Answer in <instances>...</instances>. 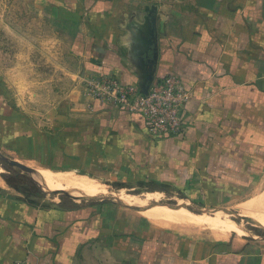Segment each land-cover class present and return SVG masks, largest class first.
<instances>
[{
	"label": "crops",
	"instance_id": "obj_1",
	"mask_svg": "<svg viewBox=\"0 0 264 264\" xmlns=\"http://www.w3.org/2000/svg\"><path fill=\"white\" fill-rule=\"evenodd\" d=\"M167 76L192 97L181 134L161 139L83 85L111 77L143 90ZM2 90L17 156L171 190L240 230L253 221L244 207L264 213V0H0ZM60 195L0 175V264H264V229L249 222L256 233L189 238L125 202Z\"/></svg>",
	"mask_w": 264,
	"mask_h": 264
},
{
	"label": "rangeland",
	"instance_id": "obj_2",
	"mask_svg": "<svg viewBox=\"0 0 264 264\" xmlns=\"http://www.w3.org/2000/svg\"><path fill=\"white\" fill-rule=\"evenodd\" d=\"M6 90V88H4ZM1 93H5V91H1ZM4 104L6 106V100L7 97L4 96ZM2 112H0L1 114V118L0 119H5L6 118V111H5V107L2 108L1 110ZM6 122L5 120H0V175H5L8 180L17 186H21V187H26L31 186L34 189H37L36 185L33 183L31 177L29 174H27L25 172L24 169L20 168L19 166H10L8 165L4 160L3 157H8L12 160H15L16 162L20 163V164H24L26 166H28L29 168H34V169H38V170H50L52 172H60L56 167H59L58 165H56L55 161L56 158L54 155H51L48 157L42 155V157L38 160H29L25 159L23 156H17L16 152L13 150L15 147V143L12 142H8V137H7V133H6ZM39 163L41 165H46L45 167H41L39 165ZM48 164H52V166H47ZM88 176V175H87ZM88 177H93L88 176ZM102 180H104L103 182H100L101 184L106 186L107 189V194H104L103 196H96V200H100L101 198H119L123 197V198H128V199H133L135 201H139V202H146V203H150V204H162L165 207L168 208H175V207H179L182 208L184 210H187L190 213H193L197 216H200L203 221H199L200 222V226H189L186 225V221H184L183 219H164V218H160V223H156L158 224V226H160L161 228H165V229H171V231H175L179 234H182L185 237H189V238H211V239H224L227 238L229 235H231L230 233H239L241 236L242 234H244V230L247 232H249V234H253L256 233V228L252 225H250L247 222H242V230H240L239 228H236L235 232H230L228 230H226L225 228H223L225 226V224L227 222H232L235 219L232 216H229L226 213H220L221 214V220H216L214 219L216 215H220L218 212H215L213 210H210L209 213H205L206 210L203 209V206H201L200 203H197L198 200H182L181 198H179L178 196H173L172 191L169 190L170 194H158V200H149L151 196H153L154 193L148 192L146 191V188H144L142 185H139L137 183H132V182H123V180L117 178V177H113L110 175H106L103 176ZM105 180L107 182H105ZM263 188V184H259L254 193L252 194L253 197L258 196ZM48 193V198L49 200H61V195L60 194H64L62 191H60V189H56V190H49L47 191ZM151 194V195H150ZM156 195V194H154ZM251 196V197H252ZM252 197V199H253ZM88 199V198H87ZM251 198L249 199V201L252 200ZM245 200L243 199H238V200H234V201H230L227 204H225V206H223V208H227L229 210L236 208V207H240L243 206L246 202H244ZM261 209V208H260ZM259 209V210H260ZM254 212H258L259 210L256 209H251ZM222 212V211H221ZM213 214V216H212ZM228 215V217H227ZM252 217L255 220H262L264 219V213H262V211L260 210V214H254L252 215ZM147 218V217H146ZM222 221V222H221ZM219 223L220 225V229H215L213 228L212 223ZM238 223V222H236ZM225 235V236H224ZM228 235V236H227ZM227 236V237H226ZM235 236V234H234ZM237 236V235H236Z\"/></svg>",
	"mask_w": 264,
	"mask_h": 264
},
{
	"label": "built area",
	"instance_id": "obj_3",
	"mask_svg": "<svg viewBox=\"0 0 264 264\" xmlns=\"http://www.w3.org/2000/svg\"><path fill=\"white\" fill-rule=\"evenodd\" d=\"M83 85L91 99L108 108L125 110L144 118L152 138L179 136L183 130V109L192 93L176 76L155 81L148 95L137 86L123 84L111 77L87 79Z\"/></svg>",
	"mask_w": 264,
	"mask_h": 264
},
{
	"label": "bare ground",
	"instance_id": "obj_4",
	"mask_svg": "<svg viewBox=\"0 0 264 264\" xmlns=\"http://www.w3.org/2000/svg\"><path fill=\"white\" fill-rule=\"evenodd\" d=\"M30 169L32 170L31 173L34 175L36 180L39 181L41 184H43L49 190L60 189V191H62L63 193L69 194L78 199L94 198L95 196H103L104 194H107V189L105 185L101 184L94 178H90L88 176L79 175L72 171L54 173L49 170H38L34 168L33 169L30 168ZM158 199L159 198L157 195H153L150 197L149 200H158ZM124 202L130 206L132 211L139 213L144 217L149 218L154 223H160L159 220L160 218L183 219L184 221H186L185 222L186 225L200 226L201 224L199 221L200 220L203 221V219L200 216L190 213L182 208L174 209L163 206L161 207L157 203L142 204L141 202L135 201L133 199H129V200L125 199ZM243 210L240 211L241 212L240 214L242 216H248L253 219V221L249 220L248 221L249 223L264 229V219L255 220L252 217L253 213L247 215L246 212H248V209L246 207H244ZM221 218L222 217L220 214V215H216L214 219L221 220ZM212 224H214L212 225L213 228L220 229L219 223H212ZM223 228H225L230 232L236 231V227L229 222H227Z\"/></svg>",
	"mask_w": 264,
	"mask_h": 264
},
{
	"label": "water",
	"instance_id": "obj_5",
	"mask_svg": "<svg viewBox=\"0 0 264 264\" xmlns=\"http://www.w3.org/2000/svg\"><path fill=\"white\" fill-rule=\"evenodd\" d=\"M151 86H152V84L148 87V88H146V89H140L145 95H148V93H149V91H150V89H151ZM3 160L8 164V165H10V166H19L20 168H22V169H24L25 170V172L27 173V174H29L30 175V177H31V179H32V181L36 184V186L41 190V191H43V192H47L48 191V188H46L43 184H41L39 181H37L35 178H34V176H33V174L31 173V170L29 169V168H27V166H25V165H23V164H20V163H18V162H16L15 160H12V159H10V158H8V157H3ZM64 194H66V193H64ZM69 195V194H68ZM76 198V197H75ZM110 200H115L116 202H118V203H124V201H122L121 199H119V198H115V199H110ZM162 205V204H161ZM164 206V205H163ZM173 208V207H172ZM175 208H177V207H175Z\"/></svg>",
	"mask_w": 264,
	"mask_h": 264
},
{
	"label": "trees",
	"instance_id": "obj_6",
	"mask_svg": "<svg viewBox=\"0 0 264 264\" xmlns=\"http://www.w3.org/2000/svg\"><path fill=\"white\" fill-rule=\"evenodd\" d=\"M0 93H1V92H0ZM6 118H7V117H6ZM6 118H5V119H6ZM6 121H8V119H6ZM15 122H16V121H15ZM33 183H34V182H33ZM34 184H35V183H34ZM35 185H36V184H35ZM36 187H37V186H36ZM37 188H38V187H37ZM38 189H39V188H38Z\"/></svg>",
	"mask_w": 264,
	"mask_h": 264
}]
</instances>
